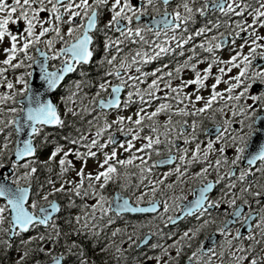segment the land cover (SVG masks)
<instances>
[{
	"label": "snow or ice",
	"instance_id": "6c2138e0",
	"mask_svg": "<svg viewBox=\"0 0 264 264\" xmlns=\"http://www.w3.org/2000/svg\"><path fill=\"white\" fill-rule=\"evenodd\" d=\"M0 264H264V0H0Z\"/></svg>",
	"mask_w": 264,
	"mask_h": 264
},
{
	"label": "rangeland",
	"instance_id": "374dc122",
	"mask_svg": "<svg viewBox=\"0 0 264 264\" xmlns=\"http://www.w3.org/2000/svg\"><path fill=\"white\" fill-rule=\"evenodd\" d=\"M189 198H191V197H189Z\"/></svg>",
	"mask_w": 264,
	"mask_h": 264
}]
</instances>
